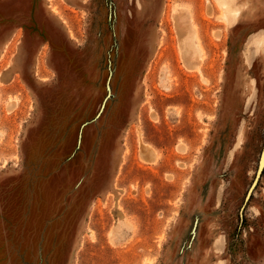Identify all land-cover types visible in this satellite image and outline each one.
I'll use <instances>...</instances> for the list:
<instances>
[{
	"label": "rangeland",
	"instance_id": "rangeland-1",
	"mask_svg": "<svg viewBox=\"0 0 264 264\" xmlns=\"http://www.w3.org/2000/svg\"><path fill=\"white\" fill-rule=\"evenodd\" d=\"M241 5L0 0V264H264V0Z\"/></svg>",
	"mask_w": 264,
	"mask_h": 264
},
{
	"label": "bare ground",
	"instance_id": "bare-ground-1",
	"mask_svg": "<svg viewBox=\"0 0 264 264\" xmlns=\"http://www.w3.org/2000/svg\"><path fill=\"white\" fill-rule=\"evenodd\" d=\"M216 1L218 4V7L222 10L221 15L218 16V20L224 23L225 25H228L230 27L234 25L236 22H239V20L243 17V9L245 5H241L238 8H235L234 2H236V0H216ZM211 10H212V6L210 4L209 11L211 12ZM53 13H58L57 8H53ZM177 13L179 14L175 17V20H176L175 27H176L178 39L180 42L179 45H180V51L182 54V58L186 66L188 67V69L190 70L199 69L200 59L202 57V44H201L200 32L193 25L192 19L188 17L190 15L187 16V14L181 11H178ZM257 26L260 28H264V23L256 25V27ZM244 32L245 30L240 32V34L242 35ZM256 45H257L258 51L263 50L264 52V38L258 40ZM166 71L167 70H165V72ZM160 78H162L163 83H165L167 80V74L164 73L162 77ZM204 81L207 82L206 79H204ZM164 87L169 88L170 86L165 83ZM11 107L13 108L14 106H11ZM141 148H143L141 149L143 157H145L147 160H153L155 156V152L153 148H151L148 145H145L144 143L142 144Z\"/></svg>",
	"mask_w": 264,
	"mask_h": 264
},
{
	"label": "water",
	"instance_id": "water-1",
	"mask_svg": "<svg viewBox=\"0 0 264 264\" xmlns=\"http://www.w3.org/2000/svg\"><path fill=\"white\" fill-rule=\"evenodd\" d=\"M263 170H264V143H263V148H262V152H261L259 168H258V171H257V174H256V178L254 180V183L252 185V188H251V190L249 192V195L252 194L253 190L257 186V184H258V182H259V180H260V178L262 176Z\"/></svg>",
	"mask_w": 264,
	"mask_h": 264
}]
</instances>
